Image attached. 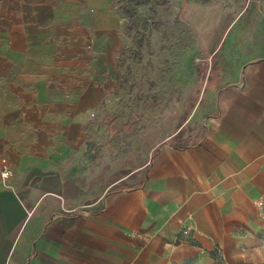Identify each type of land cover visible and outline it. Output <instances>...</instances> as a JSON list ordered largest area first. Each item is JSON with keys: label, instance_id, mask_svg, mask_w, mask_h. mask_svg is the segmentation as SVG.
Wrapping results in <instances>:
<instances>
[{"label": "crops", "instance_id": "0c3cea01", "mask_svg": "<svg viewBox=\"0 0 264 264\" xmlns=\"http://www.w3.org/2000/svg\"><path fill=\"white\" fill-rule=\"evenodd\" d=\"M186 16L206 54L188 117L112 180L78 162L17 172L7 155L0 264L264 263V0Z\"/></svg>", "mask_w": 264, "mask_h": 264}, {"label": "rangeland", "instance_id": "374dc122", "mask_svg": "<svg viewBox=\"0 0 264 264\" xmlns=\"http://www.w3.org/2000/svg\"><path fill=\"white\" fill-rule=\"evenodd\" d=\"M245 0H0V155L93 176L150 163L188 117L206 54L190 5Z\"/></svg>", "mask_w": 264, "mask_h": 264}, {"label": "built area", "instance_id": "2783aa9c", "mask_svg": "<svg viewBox=\"0 0 264 264\" xmlns=\"http://www.w3.org/2000/svg\"><path fill=\"white\" fill-rule=\"evenodd\" d=\"M15 175V169L7 155H0V181L6 187H12L11 179ZM184 235H189V228L181 229Z\"/></svg>", "mask_w": 264, "mask_h": 264}, {"label": "trees", "instance_id": "16d2710c", "mask_svg": "<svg viewBox=\"0 0 264 264\" xmlns=\"http://www.w3.org/2000/svg\"><path fill=\"white\" fill-rule=\"evenodd\" d=\"M154 152H155V149H154ZM154 152H153V154H154ZM262 264H264V263H262Z\"/></svg>", "mask_w": 264, "mask_h": 264}]
</instances>
